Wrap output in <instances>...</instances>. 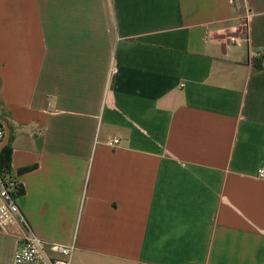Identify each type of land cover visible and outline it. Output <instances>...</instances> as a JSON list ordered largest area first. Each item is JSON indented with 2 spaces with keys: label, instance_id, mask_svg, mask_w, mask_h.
Returning a JSON list of instances; mask_svg holds the SVG:
<instances>
[{
  "label": "crops",
  "instance_id": "obj_1",
  "mask_svg": "<svg viewBox=\"0 0 264 264\" xmlns=\"http://www.w3.org/2000/svg\"><path fill=\"white\" fill-rule=\"evenodd\" d=\"M0 115L71 264H264V0H0Z\"/></svg>",
  "mask_w": 264,
  "mask_h": 264
},
{
  "label": "built area",
  "instance_id": "obj_2",
  "mask_svg": "<svg viewBox=\"0 0 264 264\" xmlns=\"http://www.w3.org/2000/svg\"><path fill=\"white\" fill-rule=\"evenodd\" d=\"M241 39H246L245 33L241 37H229L231 42H239ZM4 136L5 130L0 127V143ZM118 141L117 137H113L108 140V144L116 145ZM259 175L263 176L262 169L259 170ZM19 186L20 183L15 174L0 173V229L5 230L13 225L23 227L11 264H71L75 249L74 242L47 241L28 227L17 202Z\"/></svg>",
  "mask_w": 264,
  "mask_h": 264
},
{
  "label": "trees",
  "instance_id": "obj_3",
  "mask_svg": "<svg viewBox=\"0 0 264 264\" xmlns=\"http://www.w3.org/2000/svg\"><path fill=\"white\" fill-rule=\"evenodd\" d=\"M254 65L258 68H262V58H258L257 61L254 62ZM2 117V115H0ZM0 127H3L0 124ZM10 159H11V146L7 144L1 151H0V173L3 175H11V168H10ZM35 166H26L19 170V173H23L33 169ZM23 193L22 187L19 186V193L21 195Z\"/></svg>",
  "mask_w": 264,
  "mask_h": 264
},
{
  "label": "water",
  "instance_id": "obj_4",
  "mask_svg": "<svg viewBox=\"0 0 264 264\" xmlns=\"http://www.w3.org/2000/svg\"><path fill=\"white\" fill-rule=\"evenodd\" d=\"M0 124L3 126L5 130V136L2 142L0 143V151L8 144L9 136H10V127L6 119L0 117Z\"/></svg>",
  "mask_w": 264,
  "mask_h": 264
}]
</instances>
